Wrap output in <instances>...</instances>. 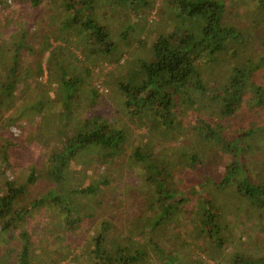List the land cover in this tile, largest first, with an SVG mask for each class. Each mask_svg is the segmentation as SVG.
Wrapping results in <instances>:
<instances>
[{
	"label": "trees",
	"instance_id": "obj_1",
	"mask_svg": "<svg viewBox=\"0 0 264 264\" xmlns=\"http://www.w3.org/2000/svg\"><path fill=\"white\" fill-rule=\"evenodd\" d=\"M124 1L132 18L113 29L107 0H15L22 27H0V236L16 241L14 264H30L39 245L35 216L62 218L50 234L66 253L54 252L66 258L79 234L91 264H222L251 206L264 230V29L251 32L264 0H161L152 24ZM45 3L57 8L36 48ZM198 217L196 244L172 240L180 223L199 229ZM246 247L229 264H264Z\"/></svg>",
	"mask_w": 264,
	"mask_h": 264
},
{
	"label": "rangeland",
	"instance_id": "obj_2",
	"mask_svg": "<svg viewBox=\"0 0 264 264\" xmlns=\"http://www.w3.org/2000/svg\"><path fill=\"white\" fill-rule=\"evenodd\" d=\"M144 1V4H143ZM108 3L103 4L106 6V8H104V10L106 11V14L104 15L105 18H103V22L106 24H110L111 29H113V25L116 27L119 25V23L121 22L122 19L123 22L127 23L130 18L132 17H127L128 13L125 14V12H122L118 6L120 2H125L124 0H107ZM129 4H135L139 9L142 10L140 15L141 17L145 18L144 15L147 16L148 21L150 22V24L153 23L152 19L157 18V12H159V10L162 8V4H161V0H156L155 1V6L153 7L152 11H149V7L146 4L145 0H130ZM16 7V3H14L13 6L7 7L6 9H1L0 10L2 12H0V15L3 14L4 16H2V18H0V27L3 28L5 27H11L12 22L15 23V27L17 24V20L18 17L16 15V13L14 12ZM57 8L56 4H49V3H45L40 9V13L37 16V18L40 20L39 23H36L35 25L32 24L31 26V41L32 43H34L36 48H40V44L43 41L42 35H43V31L46 29V27L48 26L50 20L48 15L51 14V10ZM148 12V13H147ZM135 13L131 11V15L130 16H134ZM243 19V18H242ZM234 21H236V17L234 19ZM10 24V25H9ZM57 24H59V20H57ZM249 25V24H248ZM264 24H261L260 26H257L255 29H251V32L254 33L255 35H261V33L263 32V27ZM18 27H16V29L18 30L19 28L22 27V24L18 25ZM252 25H249V27ZM0 28V31H1ZM121 28V26H120ZM149 30V28H148ZM1 33V32H0ZM8 33H11V30L8 31ZM153 33V31L151 32ZM149 31H147V33L144 34V36L150 41L152 40V34ZM139 34V32H136L135 35H133L134 37H138L137 35ZM18 35V33L13 34L10 38H15ZM133 36H130V38H134ZM14 40V39H11ZM51 43H53V45H55V41L54 39L50 40ZM259 44V40L258 39H253V41H250L249 47L251 49L254 50V47ZM134 45H137V42L134 43ZM49 49L45 50V52H43V65L46 67L45 71L47 70V65L49 62V56H50V50L52 48L48 47ZM231 55V54H230ZM229 56V54H228ZM80 58H82L81 56H79ZM229 59V57H227ZM226 61L228 62L229 60L226 59ZM222 63V62H221ZM223 67L225 68L224 64L222 63ZM222 65L220 64L217 68L218 70L222 69ZM116 64H110L108 65V67L106 68V70H104L103 72H108V70H111L113 67H115ZM217 70V71H218ZM223 71V70H222ZM46 78V75H44ZM104 74L100 75L95 84L96 86L100 89V91H102V97L104 100L107 99V96H105L104 94L107 92L106 87L103 86V80H104ZM107 94V93H106ZM103 100V101H104ZM104 103V102H102ZM103 111H106V106L103 104L100 107ZM193 115V114H192ZM194 116V115H193ZM186 120L190 121V119L187 117ZM145 129H143L144 131ZM14 131V130H12ZM21 129L20 131H16L15 129V135L22 137V141L21 142H25V140H27L28 135L26 136V134L22 135ZM26 133V132H25ZM177 142L179 141H173L172 145L174 146L175 144H177ZM7 172L9 173L10 176H14L15 172L12 171V169H7ZM16 175L17 172H16ZM21 180H23L22 178H19ZM196 205V204H195ZM194 205V203L192 204L193 208H196ZM56 208V206H55ZM252 209H250L248 212L245 211V215L246 218H242L239 222L238 225L236 226L235 231L233 232V240H230V244L227 246V250H225L223 252V257H221L222 260V264H229V260H230V256L228 253H230L232 251V249L236 248L237 246H248L249 244V248L246 247V252H256V253H264V230H262V227H260V223H258L255 219L256 214L255 211L257 209V207L255 206H251ZM256 208V209H255ZM57 209V208H56ZM124 210V209H122ZM36 211V210H34ZM200 212V216L202 214L201 211ZM223 220V223H225L226 220V213L223 212L222 215L220 216ZM51 216H41V217H32L30 218V223H28V227L31 228V234H30V238L32 240L33 243H36L38 241L39 245L38 247H36V245L31 246V250H30V255H29V261L30 264H50L51 262H53L54 264H91V261L88 260L87 255H82V249H84L83 244L78 240L79 238H81V236H79V234H75L73 235V238H70L69 236L67 237V241H73V245H75V249H73L74 251L72 253H69L68 256L66 258L61 259V253H56L54 252V248H61L64 252H65V247L64 245H62L63 243H61L60 240H57L56 237H54V235H51L50 232H56L59 234L60 228L63 226L62 221L63 219H61V223H55L53 222L54 220H51ZM233 222H235L233 217H229ZM229 220V219H228ZM45 221V222H44ZM198 221L200 223V228H196V227H189V223L187 224V221H183L185 223H180L179 224V231L173 233L172 236V240L176 241L178 243L181 242V237L180 236H187L189 237V239L191 240L192 244H196L194 240V237H196V233H201V227L204 226L202 217H198ZM48 222V223H46ZM181 227V229H180ZM169 228V227H168ZM187 230V231H186ZM38 232L42 233V237L39 236ZM1 233V232H0ZM7 235V234H6ZM32 235V236H31ZM16 241L15 240H11V241H7L4 239V237L0 236V264H14V257L16 255L15 250H13L12 246L14 245ZM59 242V245H58ZM196 246V245H195ZM82 251V252H81ZM66 253V252H65ZM63 253V254H65ZM212 260V259H211ZM212 263H214L215 261H211Z\"/></svg>",
	"mask_w": 264,
	"mask_h": 264
},
{
	"label": "built area",
	"instance_id": "obj_3",
	"mask_svg": "<svg viewBox=\"0 0 264 264\" xmlns=\"http://www.w3.org/2000/svg\"><path fill=\"white\" fill-rule=\"evenodd\" d=\"M15 3V0H1L0 2V8L1 9H6L7 7L13 6ZM16 131H20L18 129H16Z\"/></svg>",
	"mask_w": 264,
	"mask_h": 264
}]
</instances>
